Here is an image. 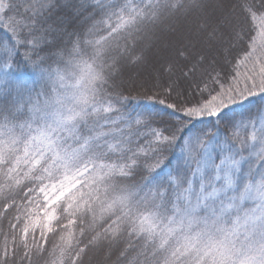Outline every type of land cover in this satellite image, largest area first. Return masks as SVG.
<instances>
[{
    "label": "snow or ice",
    "instance_id": "6c2138e0",
    "mask_svg": "<svg viewBox=\"0 0 264 264\" xmlns=\"http://www.w3.org/2000/svg\"><path fill=\"white\" fill-rule=\"evenodd\" d=\"M0 264H264V0H0Z\"/></svg>",
    "mask_w": 264,
    "mask_h": 264
}]
</instances>
